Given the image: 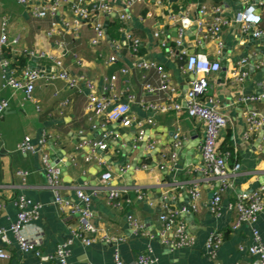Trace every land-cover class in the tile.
I'll use <instances>...</instances> for the list:
<instances>
[{
    "label": "crops",
    "instance_id": "0c3cea01",
    "mask_svg": "<svg viewBox=\"0 0 264 264\" xmlns=\"http://www.w3.org/2000/svg\"><path fill=\"white\" fill-rule=\"evenodd\" d=\"M30 1L31 4L34 2ZM109 1L117 10L127 11V0ZM202 4L219 5L231 19L237 8L235 0H144L136 3L127 22L132 34L141 42L139 56H135L130 42L119 31L99 45H93L90 40L94 29L90 23L82 24L78 29L63 28L54 24L51 16L35 17L30 6L16 0H0V35L2 32L8 34L10 53L14 51L18 53L16 56H21L26 52L40 51L57 56L72 73L89 77L100 95L110 94L105 92L106 78L116 75L117 98L124 101L129 93L136 96V101L130 105L135 123L127 127L121 121H111L107 113L95 114L87 110L89 89L85 83L78 88H69L61 79H40L35 83L33 97L29 98L21 89L4 86L7 72L0 55V101L8 102L0 117V227L9 230L17 219V196L25 195L34 204H40V215L26 226L25 234L29 240L38 243L43 253V256H36L22 252L9 230L10 243L0 239V245L9 251L10 258L2 259L0 264H56L52 255L57 246L71 237L72 229L79 224L80 218L73 213L71 205L62 207L56 203L55 193L46 179L43 154L48 153L50 158L59 160L57 152L71 162L67 166L68 180L62 178L59 188L64 199L70 204H78V188L87 192L98 190L93 198L90 218L97 227L96 238L89 245L74 241L69 257L73 264H114L116 249L127 264H133L136 256L143 252L155 258L153 264H247L252 258L241 251L239 245L255 244V231L264 244V210L253 224L244 223L239 229H233L237 219L234 204L239 196L264 187V134L261 136L264 120L254 130L250 129L248 120L252 112L264 117L263 99L250 98L261 95L259 90L264 88V57L259 59L261 53L256 49L264 48V43L256 37V43L249 46L248 33L242 31L238 22L232 21L223 26L217 37L200 41L194 29L182 46L177 45L178 33L175 36L171 32L177 23L170 14L176 12L196 20L201 18L197 12ZM64 8L70 17L69 5ZM260 13V27L264 30V6H261ZM101 19L103 24L109 20V28L117 17L111 14ZM156 32L159 36L155 35ZM162 41L167 42L169 49L162 45ZM226 46L232 47L228 52L226 81H218L221 70L214 74L208 95L214 96L219 109L229 120L220 138L219 150L225 153L224 142L230 133L234 157L227 159L228 186L221 192L220 208L214 211L212 199L220 193L221 184L215 177H204L201 171L205 123L186 112L184 95L193 75L185 67L191 51L204 52L210 59L220 61ZM113 54L117 60L110 62ZM138 57L163 65L177 88V94L169 96L161 90L147 92L145 83L150 82L157 87L159 76L155 69L139 68L136 65ZM243 58L248 60L240 66ZM38 63L46 70L53 69L48 58H41ZM123 67L128 71L122 72ZM241 67L248 74L243 80H237ZM234 69H237L235 74ZM142 99L157 103L170 99L181 101L183 108L154 111L142 106L139 103ZM149 118H153V122H149ZM171 131H180L182 143L179 147L174 143L165 144ZM145 135L148 139L144 147ZM25 136H30L36 151L19 149ZM99 142L106 143L107 147H97ZM191 142L198 144L188 151L191 158L187 163L183 153ZM158 143L164 144L155 158L153 150ZM172 154L177 155V163L165 160L164 155L171 157ZM104 156H110L112 162ZM140 156L142 162L138 163L128 182L117 172L115 164L127 160V165L120 166L126 171ZM193 161H199V164ZM237 162L240 167L235 169ZM18 170L28 171V175L24 178L17 174ZM106 171L112 172L113 177L103 181L101 176ZM168 184L170 186H166ZM194 188L200 192L198 199H193L190 193ZM112 190H118L120 194L111 200L109 192ZM159 191L162 197H159ZM169 192L173 193L171 197ZM168 208H185L193 213L194 224L184 216V212L179 216L194 237L192 245L177 248L160 236V214ZM130 213L142 223L141 233L128 223L127 215ZM216 232L223 234V241L216 256L212 257L206 252V242ZM112 235L122 239L114 243L108 239Z\"/></svg>",
    "mask_w": 264,
    "mask_h": 264
},
{
    "label": "built area",
    "instance_id": "2783aa9c",
    "mask_svg": "<svg viewBox=\"0 0 264 264\" xmlns=\"http://www.w3.org/2000/svg\"><path fill=\"white\" fill-rule=\"evenodd\" d=\"M24 6H30L32 14L37 18H43L45 16H51L54 24H60L63 28L78 29L82 24L90 23L94 29V36L90 42L93 45H99L101 41L109 38L108 32L103 24L101 17L104 15L115 14V16L122 22L120 32L123 37L130 42V48L135 56H139L140 51V39L135 37L127 26V22L130 19V10L138 2L144 0H127V11H119L109 0H16ZM242 3L241 10L236 12L231 19L228 15L223 13L222 8L218 5L208 6L207 4L200 5L198 12L201 18L193 19L190 16L172 12L170 14L171 19L177 23L178 37L176 43L182 46L185 39L190 33V30L195 26V31L200 37V41H204L211 37H217L223 26L229 25L232 21L238 22L241 29L245 33L253 32L255 37L264 36V30L260 27L262 22L261 13L258 11V6H264V0H240ZM69 5L71 10V16L69 17L64 11V6ZM210 20H207L208 17ZM140 18L144 19L143 16ZM52 32H49L51 34ZM156 36L159 33L156 32ZM222 45V43L220 42ZM162 45L169 49L167 42L162 41ZM9 47L8 34L2 32L0 35V55L1 64L6 69L4 76V86H11L17 89L23 90L29 98L33 97V91L35 89V83L40 79H61L69 88H78L82 83H85L89 89L87 97V110L94 112L95 114L107 113L108 118L111 121H121L123 126H131L135 123V119L131 113V103L136 101V96L129 93L127 100H119L115 93V82L117 76L112 75L110 78H106L107 86L106 91L110 94L100 95L96 93L94 89L93 81L85 74H74L68 68L64 67L63 61L57 56H53L46 52L30 51L26 52L28 59L34 56L41 58H48L53 63L52 70H46V68H30L25 66L18 68L13 65L16 59L17 52H11L10 56H6V52ZM183 52H185L183 50ZM110 62H115L117 56L111 55ZM247 58H243L240 61V66L247 62ZM39 64V63H38ZM242 64V65H241ZM136 65L143 69H155L159 76V86H154L150 82L145 83V90L152 93L157 90L165 91L172 96L177 94L176 86L171 82L170 75L167 73L165 67L155 62L140 59L136 61ZM239 66V67H240ZM186 71L193 75L190 81L189 87L184 95V102L186 112L189 116L199 119L205 123L204 137L201 143V155L202 166L201 171L204 177H215L220 182V193L216 194L212 199V209L218 210L220 201L222 199L221 192L228 186V162L227 159L230 156L228 152L222 153L219 150L220 138L228 125V117L223 113L214 98V96L208 95V89L210 85L211 77L221 70V63L218 59H210L204 52H195L189 54L186 60ZM237 80H243L247 76V71L242 67L239 69ZM122 72H127L128 68H121ZM237 73V69L233 70V74ZM251 99L261 98L264 101V92L259 96H250ZM139 103L154 111L167 112L169 110H182L183 105L181 101H164V102H146L145 100L139 101ZM8 106V102L0 101V117ZM249 126L251 130L258 128L262 124L264 117L258 112H252L248 118ZM149 122H153V118L148 119ZM141 137L142 135L139 134ZM174 144L179 147L182 143L180 131L174 132ZM96 146L102 149L107 147L104 142L96 143ZM19 149L23 152L36 151L35 146L30 141V136H25L22 142L19 144ZM165 160H169L172 163H177V155L172 154L171 157L164 155ZM102 160L101 158H99ZM166 160V161H167ZM44 171L48 185L55 193V201L60 206H70L73 213L78 214L80 218L79 224L72 229V236L61 242L52 258L56 260V264H73L70 260L71 246L75 240H80L86 245L91 244L96 236L97 227L90 222L92 217V202L98 190L87 192L78 188L76 190V197L79 200L78 204H70V202L63 198L60 194L59 188L61 183L60 169L52 164L51 158L48 153L43 154ZM235 169L240 167V163L234 165ZM17 174L22 177L28 175V171L18 170ZM113 177V173L106 171L102 174L103 181H108ZM191 195L193 199L200 197V192L197 188L191 189ZM118 190H112L109 192L110 199H115L119 196ZM16 204L18 206L17 219L11 224L9 230L14 234L19 248L22 252L33 253L36 256H43L42 250L38 243L29 240L25 234L26 226L37 219L40 215V204H34L25 195H19L16 197ZM120 204V203H119ZM1 206V203H0ZM237 211V219L233 223V229H239L242 224H253L259 214L264 210V187H260L250 192L242 193L234 204ZM192 208L196 206L193 204ZM186 211L185 208H168L160 214V221L162 222V228L159 232L160 236L165 242H170L177 248H184L192 245L194 241L193 235L188 231L186 224L179 218L180 213ZM128 223L136 232L143 231V225L134 217L133 214L127 215ZM5 227H0V239L5 243H10L8 237V231ZM114 243L118 242L122 238L118 236H110L108 238ZM255 244L246 246L240 244L239 249L244 251L252 259L247 264H264V244L260 242V236L255 231ZM223 241V234L220 232L212 233L206 242V252L212 256H216V252ZM10 258L9 251L2 245H0V261L2 259ZM155 258L151 254L143 252L139 253L133 264H153ZM114 264H127L118 249L114 252ZM239 264V263H232Z\"/></svg>",
    "mask_w": 264,
    "mask_h": 264
},
{
    "label": "water",
    "instance_id": "95a60500",
    "mask_svg": "<svg viewBox=\"0 0 264 264\" xmlns=\"http://www.w3.org/2000/svg\"><path fill=\"white\" fill-rule=\"evenodd\" d=\"M236 1V5H237V8H236V12L240 11L241 10V6H242V3L240 0H235ZM258 11L260 12L261 11V8L260 6H258ZM112 16H114V14H112ZM105 28H108L109 26V20H107L104 24ZM196 27L194 26L191 30H194ZM191 30H190V33H191ZM171 32L173 33V35L177 36V27H174ZM192 37H194V35L191 34ZM248 38L250 39V44H255L256 41H257V38L253 35V32L251 31L249 34H248ZM260 39V42L261 43H264V36H260L259 37ZM258 52L261 53L260 56H258L259 59H262L264 57V48H261V47H257L256 48ZM232 50V47L231 46H226L225 48H223L222 50V54L220 56V63H221V71L219 72V79L218 81L221 82V83H224L226 81V75H227V70H228V67H229V60H228V52ZM194 53V51H191L190 54ZM255 58H252V61H254ZM39 62V57L37 56H34L30 59L29 61V66L30 68H41L42 66L40 64H38ZM264 92V88L259 90V93L262 94ZM264 132H262V135L263 136ZM174 131H171L170 132V137H169V141L165 144H168V143H174ZM147 136L145 135L143 140H144V147L146 146V141H147ZM164 143H158L156 144V147L154 148L153 150V154L155 155V158H156V155L161 151V147ZM198 143H195V142H191L190 146L188 148H186V150L184 151L183 155H185L186 157V160H187V163H189L190 159L191 158V152L188 153V151H192V149H194L196 146H197ZM194 151V150H193ZM102 152V151H101ZM103 154V153H102ZM142 155V154H141ZM57 157L59 158V160H56L55 158H51L52 159V164L53 165H56L59 169H60V175L62 178H64V180H68L66 179V176H67V166H69L71 164V162L68 160V159H64L63 156H61V153L60 152H57ZM110 163L112 162V159L110 158V156H104ZM142 156H140V158L138 159V161H135L129 168H127L126 171H123L121 170L120 166H124V165H127V160L125 161H122L118 164H115V168L117 170V172L121 175H123L124 177H126V179H128V182H130V177L131 175L133 174L134 172V169L136 168V166L138 165V163H141L142 162ZM194 164H199V161H193ZM168 168H166L167 170ZM166 186H170V184L166 185ZM160 190V189H159ZM184 194L186 195V191H184ZM159 197H162V194H160V191H159ZM173 195L172 192H169L168 193V196L171 197ZM169 197H168V200L169 201ZM184 216H186L190 222L192 224H194V215L193 213L190 211V210H186L184 211Z\"/></svg>",
    "mask_w": 264,
    "mask_h": 264
},
{
    "label": "trees",
    "instance_id": "16d2710c",
    "mask_svg": "<svg viewBox=\"0 0 264 264\" xmlns=\"http://www.w3.org/2000/svg\"><path fill=\"white\" fill-rule=\"evenodd\" d=\"M122 26V22L117 18V20H114L110 27L108 28V35L110 37L115 36L116 32H120V27ZM121 33V32H120ZM7 55L10 56L11 53L7 50ZM28 64V56L27 54H23L21 56H16V59L13 62L14 66H17L18 68H23L27 66ZM230 133L227 134L226 136V141L224 142V152H228L230 154V157H234V149L232 144L230 143ZM227 144V145H226Z\"/></svg>",
    "mask_w": 264,
    "mask_h": 264
}]
</instances>
